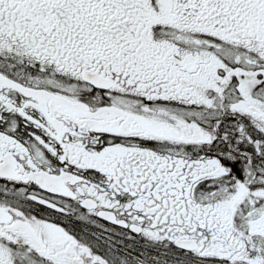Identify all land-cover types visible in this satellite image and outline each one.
<instances>
[{
  "label": "snow or ice",
  "instance_id": "1",
  "mask_svg": "<svg viewBox=\"0 0 264 264\" xmlns=\"http://www.w3.org/2000/svg\"><path fill=\"white\" fill-rule=\"evenodd\" d=\"M0 264H264V0H0Z\"/></svg>",
  "mask_w": 264,
  "mask_h": 264
}]
</instances>
